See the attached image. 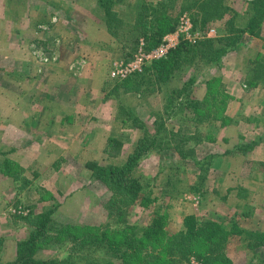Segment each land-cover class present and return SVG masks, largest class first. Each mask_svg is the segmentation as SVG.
Wrapping results in <instances>:
<instances>
[{
	"label": "rangeland",
	"instance_id": "rangeland-1",
	"mask_svg": "<svg viewBox=\"0 0 264 264\" xmlns=\"http://www.w3.org/2000/svg\"><path fill=\"white\" fill-rule=\"evenodd\" d=\"M144 1L151 8L141 13L134 8L136 0L117 2L114 12L121 24V36H114L108 30L97 0H62L66 10L60 12L54 8L48 18L40 15L39 9L18 7V4L6 7L7 1L0 0V232L7 237L4 246L1 244L4 240L0 239V253L2 249L5 252L0 255V264L11 263L6 258H11L16 237H27L34 228L35 214L49 207L53 211L43 238L36 244L35 258L64 260L68 264H148L126 245L121 248L127 251L128 260L120 254L114 255L115 251L107 249V242L117 247L115 241L125 238L119 230L131 225L135 228L133 241L141 243L142 227L159 214L166 217L167 233L178 230L187 214L227 225L235 221L245 229L264 231V15L256 33L244 35L243 42L223 57L220 67L210 71L203 63L190 65L169 81L149 86L142 94L127 93L119 88L122 80L143 72L151 61L168 54L146 62L122 79L112 76V70L131 61L141 42L145 51L156 48L173 32L182 13L190 18L195 13L189 0H170L166 12L152 16L159 0ZM252 2L221 0L229 15L196 29L203 35L214 29L206 37L215 38L244 28L252 15ZM3 14L12 17L7 20ZM38 15L42 19L37 22L38 37L33 39L32 24ZM164 16L170 17L169 23L173 21V30L165 33L158 44L148 47L141 33L146 31L149 36H155L153 33L160 30L162 22L159 21ZM228 19L232 23L230 30L224 25ZM141 20H144L143 29L136 33L135 22ZM20 22L25 26L23 35L31 37L22 35L26 37L23 45L16 48L11 39L5 38V41L3 37L11 26ZM62 55L68 58L67 77L55 79L56 84L60 86V81H64L69 92L68 103L78 99V115L69 110L65 113L69 118H64V122L55 120L48 139L43 137L37 147L31 146L32 153L22 158L25 164L29 163L26 168L30 166L24 170L16 157L31 147L15 136L22 115L19 110L15 111L14 105L20 103L16 101L17 88L28 84L11 72L26 66L42 77L47 65ZM202 67L205 70L199 75ZM208 70L209 76L214 77L210 81L211 77L203 76ZM191 74H198L197 80H201L195 96L202 103L198 117L202 121L180 126L182 123L177 117L167 118L165 131L160 135L161 149H151L130 172L152 202L129 203L121 190L112 188L106 181L92 179L84 167L86 161L105 165L125 160L140 133L128 122L121 123L116 118L118 100L131 106L151 125L153 112L161 111L166 93L180 86ZM100 102L103 107L95 112L97 117L85 108L89 103L99 106ZM175 132L179 133L178 137H189L187 140L184 137L186 142L181 140L182 148H191L190 152L199 161L212 159L207 173L199 169L194 159L174 152L177 137L172 135ZM108 137L122 142L116 156H109L103 148ZM236 144L242 148L235 147ZM37 151L41 153L38 157L47 152L51 158L39 162L35 158ZM21 217L32 222L21 223ZM99 230L111 233L108 240L104 236L102 241H97ZM247 242L243 236H233L226 244L223 252L230 264H264V247L251 249ZM143 248L142 256L146 252ZM201 260L193 255L183 264H201Z\"/></svg>",
	"mask_w": 264,
	"mask_h": 264
},
{
	"label": "trees",
	"instance_id": "trees-1",
	"mask_svg": "<svg viewBox=\"0 0 264 264\" xmlns=\"http://www.w3.org/2000/svg\"><path fill=\"white\" fill-rule=\"evenodd\" d=\"M118 1L97 0L108 30L114 36H121V24L115 18L114 12V6ZM169 1L159 0L157 10L155 9L156 12H151V15L159 16V13L166 12ZM189 2L190 7L195 9L194 17H191L195 29L199 28V25L204 26L212 21L223 20L229 15L227 7L222 5L221 0H189ZM134 8L138 10V13H141L149 10L151 6L144 0H136ZM263 15L264 0H253L252 15L244 28L233 30L226 35L215 38L204 37L193 44L181 41L175 48L170 50L167 57L151 61L145 66L143 72L132 74L122 80L119 88L127 93L137 92L142 94L146 92L149 86L169 81L175 74L190 65L205 64L206 68L199 69V75L204 68H209L211 71L212 68L220 67L223 57L243 42L246 37L244 35L251 36L256 33ZM170 21V17L166 18L164 16L159 21L162 22L160 30L158 33H153L155 36H149L146 31L141 33L148 47L158 44L165 33L173 30L174 24L173 21L169 23ZM224 23L225 27L230 30L232 27L231 21L228 19ZM143 26L144 20L136 21L135 32L137 33L140 29H143ZM137 40L138 38L134 40V43H137ZM198 74H191L182 81L180 86L171 88L166 93L161 111L153 112L151 125L147 123L148 120L141 118L131 106L125 105L122 100H118L116 118L121 123L128 122L133 128H136L140 132L139 136L131 152L125 160L119 163L101 165L95 160L86 161L84 166L90 171V177L94 180L106 181L113 186L112 188L121 190L123 195L129 199V203L137 200L145 205L151 203L152 200L143 192L142 185L131 176L130 172L151 149H161L160 143L163 138L160 135L161 132L165 131L167 118L177 117L182 123L180 126L202 121L198 118L202 103L195 96V89L201 83V80H197L199 78ZM203 76L211 77L208 78V81L214 79L213 76H209V70L204 72ZM210 86L208 84V87ZM218 93L221 94V91ZM219 101V103H223L222 99H219ZM207 118H209V115H207ZM148 125L151 126V130ZM178 136L179 133L177 132L172 135V138L177 137L176 142H174L176 143L175 148H173L174 152L184 158L194 159V163L199 165V169L207 173L212 159L204 162L199 161V157L190 152L191 148H185V146L182 148L183 141L181 140L183 139L186 142L189 137L184 136L185 140L184 137ZM234 146L242 148V145L239 144ZM121 147L122 142L119 139L110 137L107 139L104 150L109 156H116L119 154ZM244 147L249 149L250 146ZM227 153L231 152L228 151ZM52 211L53 208L49 207L44 212L35 214V220L32 222L34 228L29 232L26 239L18 241L16 245L15 259L11 263L3 264H68L64 260L35 258L36 244L43 238ZM165 218L160 214L155 215V218L152 217L144 224L140 235L141 243L133 241L134 226L126 225L124 229L119 230L125 238L120 241L116 240L117 247L115 248L111 242H107V249L115 251L113 252L114 255L120 254L124 260H128L125 256L127 251L125 248H121V245H126L128 249L131 247L138 256L143 257L148 264H168L169 261L183 264L193 255H196L197 259H202L201 264H218L219 262L230 264V259L224 254L223 248L233 236H243L248 240L247 245L251 249L264 247V231L245 229L235 221L227 225L222 221L213 219L199 220L193 214H187L183 217L181 227L178 230L167 233L164 229ZM106 231H97V233H101L100 236H97V241H102L104 236L108 240V234L111 233ZM143 246H145L146 252L142 256L140 254L144 250Z\"/></svg>",
	"mask_w": 264,
	"mask_h": 264
},
{
	"label": "crops",
	"instance_id": "crops-1",
	"mask_svg": "<svg viewBox=\"0 0 264 264\" xmlns=\"http://www.w3.org/2000/svg\"><path fill=\"white\" fill-rule=\"evenodd\" d=\"M6 1H7L6 7L14 5V4H18V7L26 6L29 9H39L40 15L44 14L45 15L44 17L46 18H48L49 15H51V11H54V8L59 9L60 12L66 10L62 4L63 3L62 0H43V1H40L39 3H37L36 0H6ZM3 17L7 20H10L12 16L3 14ZM40 19L42 18H40V16L38 15L35 19L36 21L34 20L35 23L33 22L32 24V27H33L32 37L30 34H25V35H29L28 37H31V38L34 37L35 39L38 37L39 32L37 29V24H38L37 22ZM24 27L25 26L22 22L11 26L10 29L7 30V32H5V35L3 38L4 39L9 38V41L11 39L12 45L16 48L18 47V45L22 46L23 39L26 38V37H23L25 36L23 35ZM31 38H29L28 40H32ZM48 43L51 46L53 45L50 42H46V44ZM30 58H28V60ZM32 59L34 58L32 57ZM5 61H8V60H5ZM55 61L57 62L54 63ZM55 61L54 62L51 61L50 65L49 66L47 65V67L45 68V72L43 73L44 76L42 77H41L42 74H38V72L35 70L33 71L28 70L26 66H21V68L18 71L15 70L13 72L14 74L11 72L12 76H18L17 78L25 80V82L28 84V86L26 87L22 86L21 88L19 87L17 88L19 95L16 93V101H19L20 103L15 104L14 109L15 111L19 110L20 115H22V118H20L18 122L19 132L15 136H17L18 140L22 141L23 143H29L30 147L31 146L37 147V145H39V141H41L43 137L45 138L48 136V134H51L50 131H51V128L54 126L55 120L56 121L59 120L58 122H62L64 118L66 117L69 118V114L65 115V113H67L69 110L72 112L74 111L75 116L78 115L79 109L76 107V105L77 106L79 105L78 99L71 102V104L68 103L69 92L65 90V86L63 85L64 81L61 80L60 81L61 85L57 86L56 80H55L58 78L64 79L67 77L66 64L68 62V58L62 55L61 57H59V59L57 58V60ZM88 105L89 106H85V108L87 109L88 112L92 111L93 112L92 115L96 117L97 115L95 114V112L101 111L103 107L101 102L99 106H96V103L94 104L89 103ZM39 114L41 115L39 116ZM107 139L105 143L107 142ZM31 153H32V147L30 150L28 149L23 150V153L20 151L19 157H16L17 161L19 162V165L24 170L30 168V166L26 168V165H28L29 163L25 164L22 161V158H24V155L31 154ZM36 154L37 155H35V158L39 162H42L45 158H51L50 156H48L47 152L43 153L44 154L43 157H38L41 155V153L38 154V151L36 152ZM32 157H34V155H32ZM30 159L32 158L30 157ZM235 173H239V172L236 171ZM21 220H22L21 223L32 222L31 220L27 221L26 218L24 217ZM0 231H1V228H0ZM27 233L28 231L26 232V234ZM27 237L26 236L25 238L18 237V236L16 237V240L13 243V250L10 252L11 258L10 259L6 258L7 261H13L15 259L16 245L18 241L26 239ZM0 239L4 240L1 243L2 246H4V242L5 240H7V237L5 236V234H2L0 232ZM4 254L5 252H3V249H2V252L0 253V255L2 256Z\"/></svg>",
	"mask_w": 264,
	"mask_h": 264
},
{
	"label": "built area",
	"instance_id": "built-area-1",
	"mask_svg": "<svg viewBox=\"0 0 264 264\" xmlns=\"http://www.w3.org/2000/svg\"><path fill=\"white\" fill-rule=\"evenodd\" d=\"M213 33L214 29H209L207 34L203 35L200 31L193 27L191 18L184 12L179 16L173 32L166 35L156 48L145 51L141 42L139 50L134 58L124 65L120 64L119 66H116L112 70L111 74L112 76L119 77L120 79L125 78L131 72L139 69L141 65L146 62L155 58L165 57L171 49L178 45L180 39L192 42L206 36H211Z\"/></svg>",
	"mask_w": 264,
	"mask_h": 264
}]
</instances>
